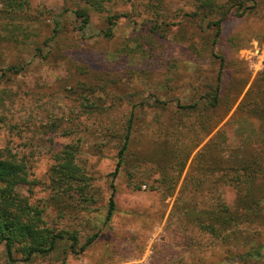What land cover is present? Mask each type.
<instances>
[{"label": "rangeland", "instance_id": "1", "mask_svg": "<svg viewBox=\"0 0 264 264\" xmlns=\"http://www.w3.org/2000/svg\"><path fill=\"white\" fill-rule=\"evenodd\" d=\"M215 1L231 7L217 39L209 22L221 11L194 15L199 0H27L6 30L29 36L0 45V75L24 65L4 79L16 96L0 108V146L30 160L20 192L78 243L73 252L63 239L31 259H10L1 243L0 264H264V0ZM222 59L218 106L180 109L215 92ZM132 112L116 210L105 221L121 145L109 132L126 128ZM183 142L198 146L181 169L172 156ZM69 144L84 191L51 185ZM218 215L235 239L201 230L200 220Z\"/></svg>", "mask_w": 264, "mask_h": 264}, {"label": "trees", "instance_id": "2", "mask_svg": "<svg viewBox=\"0 0 264 264\" xmlns=\"http://www.w3.org/2000/svg\"><path fill=\"white\" fill-rule=\"evenodd\" d=\"M87 3H99V0H84ZM199 6L194 15H203L207 17L211 13L221 11L220 17L214 21L209 22L210 26L216 25V37L217 39L221 34V25L225 16L231 10V7L226 5H218L215 0H199ZM27 4V0H0V45L4 43H10L14 41L22 40L20 38V33L22 38L29 36L28 30H6L11 25L13 28H17L14 23L19 17V13L23 11ZM77 16L83 19V23L87 25L90 22V16L87 10L79 8L75 10ZM109 28L105 31L106 36H111L113 34L112 28L116 21L113 17L108 19ZM10 25V26H9ZM31 33V32H30ZM39 53L42 51L38 48ZM1 56V51H0ZM24 65L22 64H10L7 68L1 70L0 75V108L6 107V104L14 99L16 92H12L11 89L5 87V80L11 79L9 73L18 74L22 71ZM223 72V59L222 64L219 69L218 83L215 86L214 93H210L204 97V101H197L193 104H182L179 102L178 107L184 111L188 109L201 110L202 106L209 108H216L219 104V92L221 89V79ZM134 112L131 113L129 122L126 126L124 125L118 129H111L110 135L120 138L121 145L117 153V167L114 172L111 173L112 180L110 187L112 193L108 202V212L105 221H109L115 210H116V187L115 178L118 176L119 171L125 158L127 152L131 147V138L134 127ZM217 123H214L208 129V133L211 132ZM125 130V131H124ZM185 136L188 135L187 129L183 130ZM177 139H181L180 136ZM198 146V143L192 142L181 143L178 145L176 152L173 151L172 157H178L180 159L181 169L184 166L185 161L188 159L194 148ZM77 152V147L75 144H69L65 151L58 153L56 161L53 165V171L51 175V185L53 189H60L65 185H69L70 188H75L78 190H83L88 188L90 185L86 176L80 172V168L75 163V154ZM203 155V154H202ZM203 167V166H201ZM205 170V169H204ZM30 173H31V163L26 157L18 156L10 147L0 146V244L4 243L7 249L8 256L13 259V254L15 252H21L25 255L26 259H31L35 255H47L52 253L63 239L71 240L70 248L73 252H77L76 245L78 239L75 235L69 234L68 236L63 230L56 231L55 228H51L46 225L42 210L38 206L33 205L28 196L23 195L19 187L23 184L30 183ZM225 177V176H224ZM239 182V178L236 179ZM246 184V182H243ZM241 185H244V184ZM243 187L246 188L244 185ZM84 189V190H85ZM247 189V188H246ZM249 189V188H248ZM83 190V191H84ZM251 190L249 191V193ZM213 219V216H210ZM218 215L215 222H206V220L198 222L201 230L207 231L212 236L219 237L223 233L222 240L232 239L237 237L235 228L227 223H221V218ZM219 218V219H218ZM234 218L230 219L233 221ZM219 224L216 226L215 223ZM90 241V240H89ZM87 242L81 247L84 250L86 245L91 243ZM247 256L255 255L251 251L246 254ZM244 254L240 255V259H245Z\"/></svg>", "mask_w": 264, "mask_h": 264}]
</instances>
